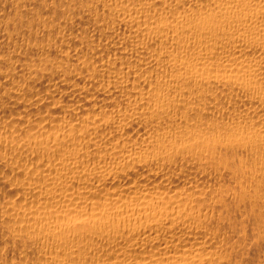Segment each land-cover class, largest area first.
Segmentation results:
<instances>
[{
	"label": "bare ground",
	"instance_id": "bare-ground-1",
	"mask_svg": "<svg viewBox=\"0 0 264 264\" xmlns=\"http://www.w3.org/2000/svg\"><path fill=\"white\" fill-rule=\"evenodd\" d=\"M0 264H264V0H0Z\"/></svg>",
	"mask_w": 264,
	"mask_h": 264
}]
</instances>
